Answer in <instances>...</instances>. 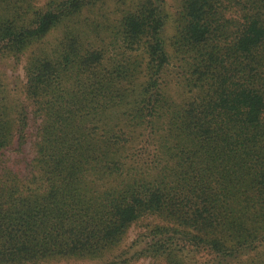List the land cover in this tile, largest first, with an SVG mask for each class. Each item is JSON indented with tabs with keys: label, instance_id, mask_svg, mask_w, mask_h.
<instances>
[{
	"label": "trees",
	"instance_id": "1",
	"mask_svg": "<svg viewBox=\"0 0 264 264\" xmlns=\"http://www.w3.org/2000/svg\"><path fill=\"white\" fill-rule=\"evenodd\" d=\"M37 1L0 0V58L29 53L0 159L33 137L27 175L0 163V264L102 261L147 217L169 264H264V0H180L169 41L131 0L106 48L71 25L108 0Z\"/></svg>",
	"mask_w": 264,
	"mask_h": 264
},
{
	"label": "rangeland",
	"instance_id": "2",
	"mask_svg": "<svg viewBox=\"0 0 264 264\" xmlns=\"http://www.w3.org/2000/svg\"><path fill=\"white\" fill-rule=\"evenodd\" d=\"M47 0H38L42 5ZM180 0H164L165 12L168 15L167 27L165 33V39L169 41L175 32V20L181 7ZM131 5V0H127L126 4L118 2L117 0H108L95 7H89L85 9L80 17L72 23L75 29L80 30L78 34L83 37H90V41L95 42L96 48H106L109 41L110 27L115 23H118L119 17L122 11ZM66 26V25H65ZM64 31V27H60L58 30L52 31L48 35L47 40L53 41L61 36V32ZM84 33H81L83 32ZM108 40V41H107ZM29 58V53L21 56L20 59L14 58H0V81L3 84V93H0V102H4L11 107L16 104V97L20 99L26 106L29 101L25 97V71L24 66ZM178 63L173 62L169 66L168 80L174 79ZM19 91L21 96H19ZM178 92L180 90L173 89L171 94L174 98L180 99ZM32 117V116H31ZM32 131V130H31ZM31 133V132H30ZM33 137H29L25 144L19 149L14 146L9 151L5 152L0 159V163L3 162L5 167H9L12 170H19L23 175H27V170L30 168L29 163L33 159ZM1 157V158H2ZM167 222L162 221L158 217H147L143 220L135 222L126 232L122 241L115 247L102 261H77V262H62L61 264H169L167 257L159 254H152L149 251V245L151 244L152 237L150 232L157 225H166ZM168 224V223H167ZM203 261V260H202Z\"/></svg>",
	"mask_w": 264,
	"mask_h": 264
}]
</instances>
